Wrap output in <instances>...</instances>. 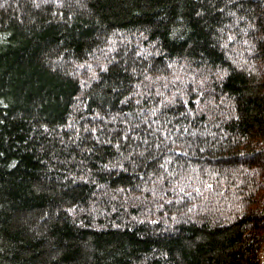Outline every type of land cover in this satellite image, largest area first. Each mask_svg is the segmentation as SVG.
<instances>
[{
  "label": "trees",
  "instance_id": "obj_1",
  "mask_svg": "<svg viewBox=\"0 0 264 264\" xmlns=\"http://www.w3.org/2000/svg\"><path fill=\"white\" fill-rule=\"evenodd\" d=\"M0 264H264V0H0Z\"/></svg>",
  "mask_w": 264,
  "mask_h": 264
}]
</instances>
